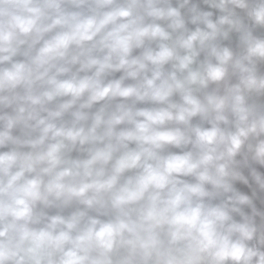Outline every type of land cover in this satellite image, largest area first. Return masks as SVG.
<instances>
[{"label":"clouds","instance_id":"clouds-1","mask_svg":"<svg viewBox=\"0 0 264 264\" xmlns=\"http://www.w3.org/2000/svg\"><path fill=\"white\" fill-rule=\"evenodd\" d=\"M0 264H264V0H0Z\"/></svg>","mask_w":264,"mask_h":264}]
</instances>
